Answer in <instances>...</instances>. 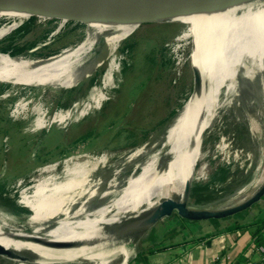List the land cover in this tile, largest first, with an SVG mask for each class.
Wrapping results in <instances>:
<instances>
[{
  "label": "bare ground",
  "instance_id": "obj_1",
  "mask_svg": "<svg viewBox=\"0 0 264 264\" xmlns=\"http://www.w3.org/2000/svg\"><path fill=\"white\" fill-rule=\"evenodd\" d=\"M199 10L198 14L179 18L187 28L177 38L178 41L191 39L197 54L200 42L199 47L207 55L202 67L196 57V86L191 98L183 103L164 133L150 147L142 146L129 155L127 160L136 162L133 172L118 182L113 179L101 191L96 189L95 176L105 175L104 156L83 164L66 158L60 174L59 162L43 167L40 175H45L44 178L22 190L20 198V203L31 211L27 219L29 230L0 214V256L8 263L114 264L121 256L120 264H127L133 255L135 241L109 242L123 226L162 200L181 195L195 161L201 156L205 132L214 122L217 110L233 94L253 98L259 105L260 117L254 130L264 138V0H242ZM38 13H44L43 17H62L56 32L70 20L88 17L95 21L86 28L85 38L79 44L67 46L45 59L29 60L26 55L11 56L0 52L1 82L71 88L89 76L98 62L114 54L142 22L171 16L105 17L50 9L0 8L1 17L12 19L0 28V40ZM101 18L104 25L97 30L95 26ZM94 47H99L100 52L89 59L88 54ZM115 61L113 56L101 86L96 87L98 94L91 95V103L80 115L102 106L106 99L103 89L110 88L118 71ZM222 93L224 97L220 99ZM70 113L71 110H67L64 115L55 114L56 122H65ZM36 126L43 127L39 120ZM141 156L143 159L137 162ZM258 172L255 180L239 187L229 197L206 205H191V210L209 209L211 214H217L246 205L264 191V160ZM119 173V170L114 171L116 175ZM118 225L119 228L112 232ZM151 233L152 230L144 237L145 242L151 239ZM87 241L98 244L72 250L59 248L62 244Z\"/></svg>",
  "mask_w": 264,
  "mask_h": 264
},
{
  "label": "rangeland",
  "instance_id": "obj_2",
  "mask_svg": "<svg viewBox=\"0 0 264 264\" xmlns=\"http://www.w3.org/2000/svg\"><path fill=\"white\" fill-rule=\"evenodd\" d=\"M199 12V9L183 11L166 19L142 22L114 54L98 62L89 76L71 88L33 87L0 81V214L11 223L30 228L27 219L31 211L20 203L22 190L44 178L40 172L45 166L59 162L58 172L62 173V162L66 158L83 164L104 156L105 175L95 176L99 191L113 179L118 182L133 172L136 162L128 161L129 155L142 146L150 147L186 100V85L187 91L192 84L193 91L195 89L196 57L202 67L206 51L201 50L199 42L197 54L191 39L178 41L177 38L187 28L179 18ZM43 16L44 13L32 15L30 20L28 18L0 40V52L11 56L26 55L29 60L42 58L38 55L54 50L58 53L67 46L79 44L85 38L86 28L95 21L88 17L70 20L56 32L62 17ZM0 22L11 23L12 19L0 16ZM103 25L101 18L95 29L100 30ZM129 42L136 43L134 51L122 52ZM16 48L22 50L13 53ZM99 52L100 48L94 47L88 58L96 57ZM178 55L188 57L185 77L180 74ZM113 56L118 71L110 88L103 89L105 101L100 108H91L80 115L91 103V95L98 94L96 87L101 86ZM93 79L95 82L91 83ZM223 97L224 93L220 99ZM67 110H71L69 118L63 123L56 122L55 114L64 115ZM259 117V105L242 94L231 95L217 110L214 122L204 134L191 205L221 201L257 178L264 160V138L254 130ZM36 120L42 128L36 126ZM142 159L143 156L136 161ZM115 170H119V175L114 174ZM197 198L202 202H197ZM17 207L26 209L27 213L24 210L15 213L13 209ZM249 210L230 218L245 216ZM184 221L188 222L174 213L159 221L152 231ZM140 240L134 250L141 246ZM142 240L145 242L144 238ZM121 259L119 256L114 264H120ZM0 264L10 263L0 256Z\"/></svg>",
  "mask_w": 264,
  "mask_h": 264
},
{
  "label": "water",
  "instance_id": "obj_3",
  "mask_svg": "<svg viewBox=\"0 0 264 264\" xmlns=\"http://www.w3.org/2000/svg\"><path fill=\"white\" fill-rule=\"evenodd\" d=\"M239 1L242 0H0V8L50 9L67 14H78L84 16L139 17L222 7ZM6 24L8 23L0 22V28ZM50 56L51 55L42 57L41 59H45ZM187 61L188 57L180 60V74L183 77H185L184 74ZM185 88L187 92L186 100H188L191 98L193 93V84L189 91H187L188 85H186ZM202 145L200 154L202 153ZM200 157L198 156L195 161L192 168V174L186 181L183 191L179 197L175 199H164L159 205L151 208L134 220L130 221L119 230L116 236L112 238L109 243L120 244L128 241H135L136 243L138 240L143 239L159 221L172 216L174 213H176L180 218L188 221H205L228 218L251 208L264 196L263 191L259 196L248 202L246 205L232 208L217 214H211L209 209L191 210L193 181L196 173L197 162ZM118 228L119 225L111 231L114 232ZM97 244L98 243L91 241L66 243L62 244L59 248L72 250L90 248L94 245L96 246Z\"/></svg>",
  "mask_w": 264,
  "mask_h": 264
},
{
  "label": "crops",
  "instance_id": "obj_4",
  "mask_svg": "<svg viewBox=\"0 0 264 264\" xmlns=\"http://www.w3.org/2000/svg\"><path fill=\"white\" fill-rule=\"evenodd\" d=\"M250 209L246 217L232 221L228 217L161 226L152 231L148 242L140 240L127 264H215L216 256L226 253L232 261L225 264L258 261L253 232L264 223V196Z\"/></svg>",
  "mask_w": 264,
  "mask_h": 264
},
{
  "label": "trees",
  "instance_id": "obj_5",
  "mask_svg": "<svg viewBox=\"0 0 264 264\" xmlns=\"http://www.w3.org/2000/svg\"><path fill=\"white\" fill-rule=\"evenodd\" d=\"M135 45H136V43H134V42H129V43H127L123 48H122V52H124V53H127V54H129L130 52H132V51H134V49H135ZM22 50V48H19V49H17L16 48V50H14V52L13 53H17V52H19V51H21ZM56 53V51L54 50V51H51V52H49V53H47V54H41V55H38V56H40V57H47V56H49V55H52V54H55ZM95 82V79H93L92 80V82L91 83H94ZM199 197V196H198ZM196 201L197 202H202V200L200 199V198H197L196 199ZM24 209L23 208H20V207H17V208H15V209H13V211L15 212V213H21L22 211H23ZM26 211V213H27V210L25 209L24 210V212ZM253 239H254V241H255V245L257 246V245H264V223L263 224H261V226L260 227H258V228H256L255 230H254V232H253Z\"/></svg>",
  "mask_w": 264,
  "mask_h": 264
},
{
  "label": "built area",
  "instance_id": "obj_6",
  "mask_svg": "<svg viewBox=\"0 0 264 264\" xmlns=\"http://www.w3.org/2000/svg\"><path fill=\"white\" fill-rule=\"evenodd\" d=\"M255 251L259 253L260 255V259L258 261H255V262H252V263H249V264H264V245H257L255 246ZM232 261V258L229 254H220L218 256H216V261H215V264H225L224 262L226 263H229Z\"/></svg>",
  "mask_w": 264,
  "mask_h": 264
}]
</instances>
